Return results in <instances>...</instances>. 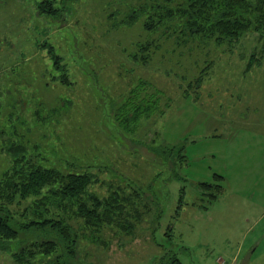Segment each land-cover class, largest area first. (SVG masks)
I'll use <instances>...</instances> for the list:
<instances>
[{"label": "rangeland", "instance_id": "rangeland-1", "mask_svg": "<svg viewBox=\"0 0 264 264\" xmlns=\"http://www.w3.org/2000/svg\"><path fill=\"white\" fill-rule=\"evenodd\" d=\"M39 1L0 0V189L41 164L89 172L99 195L130 196L132 229L100 223L97 232L70 219L73 264H168L174 252L183 264H244L254 252L252 263L264 264V218L247 228L264 216L263 39L163 41L162 29L119 24L136 0H64L62 24L40 15ZM43 42L64 56L68 81ZM140 81L163 112L126 126ZM165 145L183 146L185 160L166 158ZM0 264H15L9 251Z\"/></svg>", "mask_w": 264, "mask_h": 264}, {"label": "trees", "instance_id": "trees-1", "mask_svg": "<svg viewBox=\"0 0 264 264\" xmlns=\"http://www.w3.org/2000/svg\"><path fill=\"white\" fill-rule=\"evenodd\" d=\"M63 1L40 0L36 10L40 15L63 24L68 14ZM136 2L126 11L119 24L131 26L139 22L148 32L158 33L162 29L163 34L160 36L164 38L163 41L171 37L175 41L200 38L204 41L213 40L217 45L226 43L231 46L246 32L254 31L263 39L264 44V0ZM148 43L150 47L156 42ZM41 45L47 49V64L53 70L62 72L63 80L68 81L69 67L64 56L52 43L43 42ZM140 49L138 52L142 60L147 62L149 52L146 54ZM149 87L147 81H140L130 89L131 99L140 100L130 106L131 111L124 120L126 126L137 123L142 116L163 112V108H158L156 91L148 93ZM163 149L166 158L177 152L180 162L185 160L183 146L165 145ZM28 167L30 169L27 172H20L18 176L13 171L8 174V179L14 176L16 179L12 180L8 188L0 189V198L4 202L0 204V250L9 251L15 264H73L79 254V235L69 222L72 218L83 219L95 231L103 223H118L120 226L126 224V227H122L134 228L139 212L134 210L129 213L124 207L131 203L129 195H119L118 190H109L108 194L99 195L91 189L92 174L86 171L62 174L55 167L41 164L34 168L29 164ZM214 177L219 180L222 178L219 174ZM16 180L20 182L14 183ZM200 185L211 186L212 182H201ZM219 186L221 190V184ZM183 190L182 187L181 192ZM219 192L211 193L209 201H214ZM134 193L138 195L137 191ZM28 199L30 202L24 208L13 210L10 206ZM17 216H21V219H17ZM168 264L183 263L174 252Z\"/></svg>", "mask_w": 264, "mask_h": 264}, {"label": "crops", "instance_id": "crops-1", "mask_svg": "<svg viewBox=\"0 0 264 264\" xmlns=\"http://www.w3.org/2000/svg\"><path fill=\"white\" fill-rule=\"evenodd\" d=\"M258 217V216H257ZM264 218V216H259L258 218H252V221H250L251 219H247V224H248V226H247V228H252V227H254V226H257L260 222H261V220L260 219H263ZM263 226H264V224H263ZM254 248V247H253ZM251 249V251H252V253L255 251V249ZM254 250V251H253ZM251 251H250V253H251ZM236 252H238V250H236ZM255 253V252H254ZM254 253L252 254V255H248V256H246V258H247V262L246 263H244V264H253L252 263V260H255L256 258H259L258 256H256V255H254ZM235 255H236V253H235ZM235 255H233V258H235ZM250 256H251V260L249 259L250 258ZM241 264H243V261H242V263Z\"/></svg>", "mask_w": 264, "mask_h": 264}]
</instances>
